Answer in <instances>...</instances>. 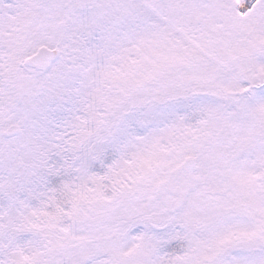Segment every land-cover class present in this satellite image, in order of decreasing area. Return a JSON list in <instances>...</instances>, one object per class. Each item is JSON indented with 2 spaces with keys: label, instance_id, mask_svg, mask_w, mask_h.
<instances>
[{
  "label": "snow or ice",
  "instance_id": "obj_1",
  "mask_svg": "<svg viewBox=\"0 0 264 264\" xmlns=\"http://www.w3.org/2000/svg\"><path fill=\"white\" fill-rule=\"evenodd\" d=\"M0 264H264V0H0Z\"/></svg>",
  "mask_w": 264,
  "mask_h": 264
}]
</instances>
